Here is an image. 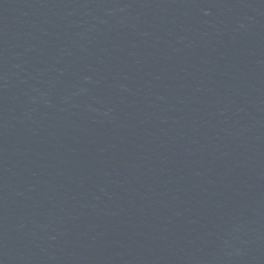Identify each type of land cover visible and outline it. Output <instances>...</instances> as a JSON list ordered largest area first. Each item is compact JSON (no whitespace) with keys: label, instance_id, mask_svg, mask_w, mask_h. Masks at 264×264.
Instances as JSON below:
<instances>
[{"label":"water","instance_id":"95a60500","mask_svg":"<svg viewBox=\"0 0 264 264\" xmlns=\"http://www.w3.org/2000/svg\"><path fill=\"white\" fill-rule=\"evenodd\" d=\"M0 264H264V0H0Z\"/></svg>","mask_w":264,"mask_h":264}]
</instances>
